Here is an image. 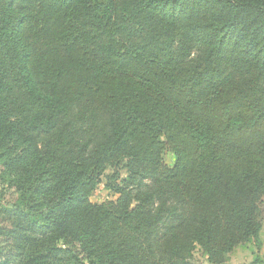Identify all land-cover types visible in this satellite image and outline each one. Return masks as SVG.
Returning <instances> with one entry per match:
<instances>
[{
	"label": "trees",
	"instance_id": "trees-1",
	"mask_svg": "<svg viewBox=\"0 0 264 264\" xmlns=\"http://www.w3.org/2000/svg\"><path fill=\"white\" fill-rule=\"evenodd\" d=\"M263 204L264 0H0V264H225Z\"/></svg>",
	"mask_w": 264,
	"mask_h": 264
},
{
	"label": "rangeland",
	"instance_id": "rangeland-1",
	"mask_svg": "<svg viewBox=\"0 0 264 264\" xmlns=\"http://www.w3.org/2000/svg\"><path fill=\"white\" fill-rule=\"evenodd\" d=\"M163 162L168 167L173 165L174 157L169 151L163 154ZM121 174L124 175V172ZM115 198L116 196L106 189L104 180H102V183L91 194L90 201L92 203H103L112 201ZM260 210L262 217V228L258 235L260 247L257 248L253 242L237 247L228 255V260L225 264H264V204L261 205ZM193 257L196 261L206 264V258L198 248L194 251Z\"/></svg>",
	"mask_w": 264,
	"mask_h": 264
}]
</instances>
